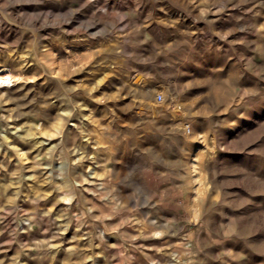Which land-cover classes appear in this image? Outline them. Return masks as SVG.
<instances>
[{"label":"rangeland","instance_id":"rangeland-1","mask_svg":"<svg viewBox=\"0 0 264 264\" xmlns=\"http://www.w3.org/2000/svg\"><path fill=\"white\" fill-rule=\"evenodd\" d=\"M1 66L0 264H264V0H0Z\"/></svg>","mask_w":264,"mask_h":264},{"label":"bare ground","instance_id":"bare-ground-1","mask_svg":"<svg viewBox=\"0 0 264 264\" xmlns=\"http://www.w3.org/2000/svg\"><path fill=\"white\" fill-rule=\"evenodd\" d=\"M0 69H1V72H2V73H5V74H6L7 71H8V69H7L6 67H4V66H1ZM9 79H10V76H9V75H5L3 78L0 79V81H1V82H8Z\"/></svg>","mask_w":264,"mask_h":264},{"label":"built area","instance_id":"built-area-1","mask_svg":"<svg viewBox=\"0 0 264 264\" xmlns=\"http://www.w3.org/2000/svg\"><path fill=\"white\" fill-rule=\"evenodd\" d=\"M156 101L161 103L163 101V95L162 94H157ZM186 129L189 130L188 127H186Z\"/></svg>","mask_w":264,"mask_h":264}]
</instances>
